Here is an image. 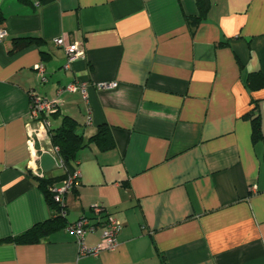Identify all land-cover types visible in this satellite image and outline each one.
<instances>
[{"label": "crops", "instance_id": "1", "mask_svg": "<svg viewBox=\"0 0 264 264\" xmlns=\"http://www.w3.org/2000/svg\"><path fill=\"white\" fill-rule=\"evenodd\" d=\"M208 3L193 25L196 0H0V264H159V254L167 264H264V86L247 83L264 80V0ZM25 36L42 43L11 52ZM60 36L83 47L68 67ZM71 82L87 98L57 94ZM31 94L58 104L43 117L48 137L41 127L29 146L40 123ZM65 115L85 138L107 125L114 147L90 144L57 166L49 129ZM37 166L63 177L54 184L79 172L66 220L87 217L94 247L113 216L114 250L79 256L68 227L32 244L2 241L51 216Z\"/></svg>", "mask_w": 264, "mask_h": 264}, {"label": "trees", "instance_id": "2", "mask_svg": "<svg viewBox=\"0 0 264 264\" xmlns=\"http://www.w3.org/2000/svg\"><path fill=\"white\" fill-rule=\"evenodd\" d=\"M197 6L199 9V14L196 17L190 18V23L195 25L199 23L206 15L208 10V0H196ZM2 15L0 13V23L2 21ZM41 40L39 38L25 36L18 37L12 40V48L11 52L23 49L31 44H41ZM260 78V79H259ZM259 78H252L249 76L247 78V83L251 88H259L264 86V80ZM57 111H55L56 113ZM248 113L246 116H249ZM252 139L257 140L261 138L260 131V123L257 117L252 118ZM49 135L51 139V143L53 145L58 146L59 154L61 158L70 162L75 160L76 153L82 147L89 146L90 144H94L99 150L106 151L114 147V140L110 132V128L107 125H101L97 131L88 136L84 137L78 131V123L75 119L69 116H63L60 122V125L50 128ZM63 177H53V178H37L38 188L43 193L45 200L47 202V207L51 210V216L47 219L37 222L33 224L28 229L23 232L7 237L2 241L5 242H14L17 244H32L36 243L51 233L66 228L69 223L66 220V213L62 214V210L66 211V206L63 207L59 205L53 198V193L49 190V187L54 184V182H58ZM160 263L159 264H167L164 256L159 254Z\"/></svg>", "mask_w": 264, "mask_h": 264}, {"label": "built area", "instance_id": "3", "mask_svg": "<svg viewBox=\"0 0 264 264\" xmlns=\"http://www.w3.org/2000/svg\"><path fill=\"white\" fill-rule=\"evenodd\" d=\"M5 35V31L0 26V39L3 38ZM54 42L56 45L62 47L65 51L66 57H67V63L66 66L68 67L70 62L74 61L78 57H82L84 54L83 47L81 44L74 42V43H68L66 41L65 37L60 36L54 39ZM36 72L39 76V79L41 81H45V68L42 64L35 65ZM100 88L104 89H111L116 86V82H110V83H100L98 84ZM64 90L70 91V92H79L82 97L85 99L87 98V93L85 89L84 83H76L71 82L67 84L66 86L59 88L57 90V94L62 93ZM57 101L56 100H49L44 97H40L34 94H31L30 96V118L33 121H40L38 129H34L32 127L29 128V146H32L33 139L43 137H48L47 135V128L49 123L43 118L44 116H48L49 114L53 113L57 109ZM90 119L88 118V122ZM44 128L45 134L41 136L39 134V129ZM52 156L54 159V162L57 166H64L65 163L63 159L61 158L59 154V149L57 146H53L51 148ZM33 174L38 177H42L43 174L40 170V168L37 166L34 169H32ZM79 176V172L76 170L71 175L66 176L59 184H53L49 187V190L53 193V198L56 202L59 203L60 206L65 205V195L73 190L75 185L77 184V179ZM92 212L99 216L102 213V208L98 205H94L92 207ZM62 214H65L66 211L62 210ZM70 230H72L76 237V243L78 246V255L79 256H85V255H92L96 256L100 251L103 250H114L117 246V240L116 236L121 229L120 222L115 219L111 215L105 216L104 221V230L101 236L100 241L94 246V247H87L84 243V237L88 232H92L95 229V225L90 222V220L87 217H82L78 219L77 221L69 224L67 226Z\"/></svg>", "mask_w": 264, "mask_h": 264}]
</instances>
